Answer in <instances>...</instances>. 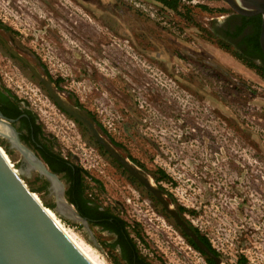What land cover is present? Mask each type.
I'll return each instance as SVG.
<instances>
[{"label":"rangeland","instance_id":"obj_1","mask_svg":"<svg viewBox=\"0 0 264 264\" xmlns=\"http://www.w3.org/2000/svg\"><path fill=\"white\" fill-rule=\"evenodd\" d=\"M172 2L0 0V20L21 56L60 80L56 89L76 98L120 154L186 209L183 217L223 264H264V75L217 37L211 17L219 7ZM0 82L30 107L54 150L87 172V192L116 208L131 234L138 230L143 254L155 264H206L157 199L1 46ZM4 152L20 168L18 152ZM158 169L171 181L156 182ZM37 174L24 179L52 207ZM97 230L96 247L113 264L111 237Z\"/></svg>","mask_w":264,"mask_h":264},{"label":"water","instance_id":"obj_2","mask_svg":"<svg viewBox=\"0 0 264 264\" xmlns=\"http://www.w3.org/2000/svg\"><path fill=\"white\" fill-rule=\"evenodd\" d=\"M223 1L241 15H261L259 45L264 54V0ZM5 46L45 86L53 102L63 112L80 122L93 139L157 199L184 234L190 237L205 255L217 264H223L181 218L164 191L151 177L120 154L99 132L91 117L62 95L47 75L41 74L7 43ZM10 121L0 113V123H4L8 128L6 132L0 130V136L9 142L10 148L21 154L25 167L16 168L0 145V264H107L96 247L98 244L87 218L80 215L65 199L63 181L21 142ZM31 171H36L48 182V190L54 197V206L46 208L25 181L24 176L29 175Z\"/></svg>","mask_w":264,"mask_h":264},{"label":"flooded vegetation","instance_id":"obj_3","mask_svg":"<svg viewBox=\"0 0 264 264\" xmlns=\"http://www.w3.org/2000/svg\"><path fill=\"white\" fill-rule=\"evenodd\" d=\"M201 1H205L207 3L213 4L214 6L219 7L217 9L218 11L217 15L211 17V20H213V22L215 23L213 30L214 32H216V35L220 39L221 43L225 47L232 48L233 50H235L236 53H239L241 56H243L247 62L253 63L254 65L257 66L258 69L264 71V54L261 51V48L259 45L261 15L259 14L252 15V16L241 15L239 13H236L223 0H201ZM215 1H222L227 6L215 5L213 3ZM1 21L2 20H0V46L3 49H5V51L12 58L18 59L21 62V60L15 57L13 54H11L9 50L7 49V47L5 46V44L7 43L16 53L21 55L17 51L18 48L15 46V43L9 38V34H8L9 30L7 26H5ZM0 113L3 114V116H5L6 119L11 120L10 123L17 130L21 142L25 146H27L29 149H31L46 164L49 170H50V167L45 157L48 159H52L53 161L55 160L56 166L60 164L58 163L57 157L54 156V154H52V151H54V148L51 146L50 136L42 132L40 123L38 119L36 118L35 114L33 113V111L25 103V101L17 98L14 95L13 91H11L9 88H6V86H4L1 82H0ZM1 140L3 141V144L5 145L6 152L7 151L8 153H12L13 151L18 152L17 150L10 148V144L5 138H2ZM18 154H19L18 166L24 168L25 164L22 162V156L19 152ZM64 158L65 160H67L66 161L67 165L74 166L72 168V171H68L66 169H63L62 164L58 165L61 168L60 169L61 171H59L56 174L59 176V178L63 181L65 185V191H64L65 199L69 202V196H70L74 200H76L78 204L83 206V210L85 211L84 217L87 218L89 227L91 228L92 231H94V229L96 230L98 229L97 231L104 234L105 236H110L111 238L107 242L118 241L115 247L116 257L118 261L117 264H129V263L130 264H155L145 254H143V252L139 249L137 242H136L135 248L134 247L132 248L129 245L130 243L127 240L126 241L120 240L119 238L120 236H137V235L136 233H133V234L130 233L128 229L129 227L128 225L126 226L122 225L120 220L121 219L125 220V219L120 214H118V211L116 208L112 206L109 209H107L106 206H103L96 202L86 200L87 197L83 193H81L80 189L77 187V181L75 180L76 177H74L77 173L75 169L76 164L74 163V161L69 160L67 156H64ZM38 177L40 176L38 175ZM40 178H42L43 181L46 180L43 177H40ZM71 204L76 209L75 204L73 203ZM110 213L112 214V216L109 215ZM125 230L128 231V234L124 232ZM182 237H183V240H185V242L187 243V245H189V247H191L193 250L198 252L202 256L203 261L206 264H209L206 259V257L208 256L205 255L203 251H202L203 252L202 254L196 249H194L187 242L186 238L184 236ZM127 246H129V249H126ZM216 256H218L222 261L220 253L219 255H216ZM126 258H129V260H127ZM210 259L213 260L212 258ZM213 262L217 264L214 260Z\"/></svg>","mask_w":264,"mask_h":264},{"label":"trees","instance_id":"obj_4","mask_svg":"<svg viewBox=\"0 0 264 264\" xmlns=\"http://www.w3.org/2000/svg\"><path fill=\"white\" fill-rule=\"evenodd\" d=\"M164 4H166V5H168L169 7H171V8H174V6H175V4L172 2V0H161ZM261 73H263V75H264V71H262L261 70ZM59 81L60 80H57V79H55V80H53V82L55 83V85L57 86L58 84H59ZM68 97L72 100V102L76 105V106H78V107H80V108H82L89 116H91L92 117V115H91V113L89 112V111H87L86 109H84L83 108V106L79 103V101L76 99V98H74V97H71L70 95H68ZM66 114V113H65ZM67 116H69L68 114H66ZM69 117H71V116H69ZM72 118V117H71ZM93 118V117H92ZM74 121L77 123V124H79L80 126H81V124L77 121V120H75L74 119ZM109 140L111 141V143L113 144V145H115V146H117L118 144L112 139V138H109ZM52 146V145H51ZM98 146H99V148L103 151V152H106L103 148H102V146L101 145H99L98 144ZM52 154H54V156H56L57 157V160H58V163H60V164H58V165H63V169H66V170H68V171H72V168L74 167L73 165H67V163H66V161L67 160H65V158H64V156L61 154V153H59L58 151H56V150H54V151H52ZM45 159H47L46 161H47V163H48V165H49V167H50V170L51 171H53V172H55V173H58L59 171H61L60 169V167L57 165H55V160L53 161L52 159H48V158H46L45 157ZM131 161H133L134 163H136L137 165H139L140 166V164L135 160V159H132L131 158ZM76 164V163H75ZM75 169H76V175L74 176V177H76V181H77V187L80 189V191H81V193H83L86 197H87V201H92V202H96V203H98L97 201H96V199L90 194V193H88L87 192V186H86V180H85V178L88 176V174H87V172L85 171V170H83L79 165H77L76 164V167H75ZM156 182H159V181H161V180H168V181H171V178H170V176H168V174L164 171V170H162V169H158L157 170V176L155 177V179H154ZM47 185H48V182L46 181V180H44L43 181V185H42V188L41 189H43V188H46L47 187ZM161 189H163L161 186H159ZM39 188V189H40ZM164 190V189H163ZM33 191H36V190H33ZM89 194H90V196H89ZM89 196V197H88ZM67 197H68V195H67ZM69 202L70 203H73V204H75V206H76V209H77V211L79 212V214L80 215H82V216H85V211L83 210V206L82 205H80V204H78V202L76 201V200H74L72 197H70L69 196ZM171 202H172V199H171ZM99 204V203H98ZM176 208H177V210L179 211V213H180V215H181V217L183 218V220L192 228V230L201 238V240L209 247V249L213 252V253H215L216 255H219V253H218V251L211 245V243H210V241H209V239L204 235V234H201L200 233V231L198 230V228H196L195 226H193L188 220H186L184 217H183V214H184V212L186 211V209L184 208V207H182V206H176ZM107 209H109L108 207H107ZM161 210L165 213V214H167L166 212H165V210L163 209V208H161ZM109 215H111L112 216V214L110 213ZM168 215V214H167ZM169 216V215H168ZM118 218V217H117ZM121 221V223H122V225H124V226H126L127 225V222L125 221V220H120ZM176 225V227H178L179 228V231H180V233H181V235L182 236H184L185 238H186V240H187V242L194 248V249H196L197 251H199L200 253H202L203 254V252L196 246V244L190 239V238H188L185 234H184V232L181 230V228L177 225V224H175ZM126 234H128V231L127 230H125L124 231ZM135 233H136V235H137V237H140V236H138V234H139V232H138V230H135ZM120 238V240H122V241H128L130 244V246L133 248H135V245H136V241H135V239L133 238V236H120L119 237ZM117 242L118 241H113V242H106V246L108 247V249L110 250V251H115V247H116V245H117ZM131 247H130V249H131ZM126 249H129V246H127V248ZM127 260H129V258H126ZM206 259H207V261H208V263L209 264H215L214 262H213V260H211L210 258H208V257H206ZM111 261L113 262V264H117L118 263V261H117V257H116V253L114 254V255H112L111 256ZM246 260L245 259H243V262H245ZM130 264V263H129Z\"/></svg>","mask_w":264,"mask_h":264},{"label":"bare ground","instance_id":"obj_5","mask_svg":"<svg viewBox=\"0 0 264 264\" xmlns=\"http://www.w3.org/2000/svg\"><path fill=\"white\" fill-rule=\"evenodd\" d=\"M63 98V97H62ZM63 99H65V98H63ZM64 102H65V100H64ZM0 130L1 131H3V132H6V131H8V128H7V126L4 124V123H0ZM1 137V136H0ZM150 179V178H149ZM46 208H48V207H46ZM104 258V257H103ZM104 260H105V258H104ZM106 261V260H105ZM110 262V261H109ZM106 263L107 264H109L107 261H106ZM111 264V263H110Z\"/></svg>","mask_w":264,"mask_h":264}]
</instances>
